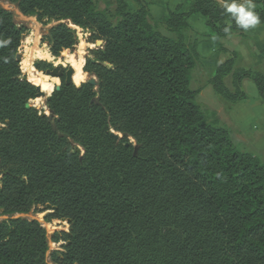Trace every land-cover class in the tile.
Wrapping results in <instances>:
<instances>
[{
	"label": "trees",
	"instance_id": "1",
	"mask_svg": "<svg viewBox=\"0 0 264 264\" xmlns=\"http://www.w3.org/2000/svg\"><path fill=\"white\" fill-rule=\"evenodd\" d=\"M7 1L54 24L42 41L55 58L78 45L71 25L103 46L84 67L98 89L63 77L47 103L55 132L27 108L38 89L17 60L26 29L0 6V264H264V165L191 89L201 56L189 19L201 15L220 40L244 35L253 27L225 5L249 0H185L160 20L143 0ZM250 2L263 25L264 0ZM239 59L208 85L233 107L251 79L264 102V75L237 68ZM40 207L53 211L49 223L70 222L51 237L60 251L50 253L40 222L18 217Z\"/></svg>",
	"mask_w": 264,
	"mask_h": 264
},
{
	"label": "rangeland",
	"instance_id": "2",
	"mask_svg": "<svg viewBox=\"0 0 264 264\" xmlns=\"http://www.w3.org/2000/svg\"><path fill=\"white\" fill-rule=\"evenodd\" d=\"M102 2H103V5H106V6H114L117 4V0H102ZM0 6L10 11L14 16L15 22L19 26H22L26 29V33L24 35L21 47L18 52V54H21L23 56V59L21 62L22 71H23L22 63L24 59L31 56L32 52L38 49L42 50L45 53H49L51 58L50 57L44 58V59L34 58L33 60L34 64L37 60H41L40 62L45 61V62L52 64L53 68H55V66H64L66 69H68L71 66L68 61L69 56L74 55V54L76 56L82 53L85 59V64H86L88 59L92 58L91 51L97 50L103 46V44L101 46L98 44V42H101V41L96 42V44L89 43L91 34H89L88 32L80 28H77L71 25V27L77 30V34L79 38L78 45H76L71 50L64 51L59 58H55L51 55L48 45L43 44V41H42L43 37L47 34V31L54 24L44 26L37 20L36 17L24 16L21 13L17 4L10 3L7 0H0ZM239 36H242V35H239ZM243 39L245 40L238 39L240 41L238 45L232 42L234 40L233 39L231 43L228 45L229 48L232 47V50H226L222 46L219 50V53H217L218 55L212 54L211 51L209 50L210 49L209 46L202 44V46L200 47L201 51H199L200 56L202 53V60L200 64L198 65L197 69L194 71V74L192 76L193 80L191 83V89L198 92L197 103L200 105V107L205 112L207 111L206 113L208 116L212 114H216L217 110L215 107H217L218 105L221 106V108H223L221 115H219L221 116V118L219 119L223 121H221L222 124L218 123L219 126L220 127L224 126L230 132L232 131L234 133L233 136L235 137V140L233 138L232 139L235 145L237 146V148L241 152L245 154L247 153V154L254 155L258 159H260L261 163L264 165V116L262 117L258 115V118H255V114H252V116H249V117L245 116L244 118L243 114L239 113V111L236 110V108L240 104L246 101H250L252 98H258L262 101L255 82L252 81L251 79L244 80L243 91L244 93H246L248 98L247 100H244L233 107L229 102H227L220 96L215 95L211 87L208 85V82L210 81V79L208 81V78L212 74V72L215 75L218 67L224 64L226 61H228L232 57V54L234 52L239 53L240 55V59L238 60L237 66H236L237 68L245 69V70H252L256 73L258 72L264 75V54L262 55V53H260L261 48H264L263 44L254 43L255 40L252 39L251 37L250 38L244 37ZM223 40H221L222 44H223ZM199 41L200 43L202 41L204 42V37H202V35L200 34L198 37V50H199ZM82 50H84V52ZM220 53L224 55L221 57ZM254 54L260 55L257 62L253 61L252 59L253 57L256 58ZM221 59H224V61L220 62ZM34 64H33L34 69L40 72L42 75L46 76L47 72L39 71L37 68H35ZM214 68L216 71L214 70ZM50 71H52V69ZM23 75L24 77L27 76L28 78V75H26L24 71H23ZM48 77L52 78L51 76H48ZM93 77L94 76H92L91 74H88L87 82H89V80ZM60 81L62 83V79L59 80V84H60ZM225 83L228 88L232 89V78L231 77H228L225 80ZM202 91H205V92L208 91L205 93L206 96L203 98L200 96V93H199ZM46 95L49 96L48 94ZM37 100L38 98L30 102L33 108H36L41 113L48 112L46 98H42L41 100L45 103L47 111L37 105L36 103ZM262 103L264 104L263 101ZM212 104H215V106L214 105L212 106ZM229 108H231L230 111H228ZM252 111L254 112L257 110L253 108ZM242 131L244 132L243 135L241 134ZM118 135L120 136V138L126 137L125 135H121V134H118ZM129 140L131 141V143L136 145L135 140H133L132 138H129ZM80 151L84 153L82 149H80ZM0 180H1V174H0ZM41 211H45V212L39 213ZM51 213H53V211L48 210L47 207L45 208L40 207V208L33 210L28 215L18 216V217H24L29 220H36L42 224V226L47 230L48 236L50 239V253L53 251L61 250L60 249L61 244H54L52 242L51 237L53 236V234H55L56 232H69L70 230V224L68 223V221L62 220V221H54L52 223H49L47 217Z\"/></svg>",
	"mask_w": 264,
	"mask_h": 264
},
{
	"label": "crops",
	"instance_id": "3",
	"mask_svg": "<svg viewBox=\"0 0 264 264\" xmlns=\"http://www.w3.org/2000/svg\"><path fill=\"white\" fill-rule=\"evenodd\" d=\"M144 2H146L149 5V10L151 12V15L153 16L154 19L156 20H160L164 17H167L169 15L170 12L174 11L178 6L184 4L185 0H143ZM189 24L190 26L200 35H202V37H204V42L202 41L200 43L199 41V51L200 47L203 45H208L209 46V50L211 51L212 54L218 55L217 53H219L220 48L223 46L224 49L226 50H232V47L229 48V44L231 43V41L234 44H239V40H245L243 39L244 37H248V38H252L254 39V43L256 44H263L264 47V24L263 25H256L255 27H253L251 30H249L248 32H246L244 35L239 36V35H232L228 38H226L225 40H223V44L222 41L219 38L216 37H210V31L208 29V27L206 26V20L200 16H192L189 19ZM239 39V40H238ZM260 53H262V55L264 54V48H261ZM221 57L224 55H222L220 53ZM261 55V56H262ZM254 56H256V58H252L253 61H258L259 59V54H254ZM201 60H202V53H201ZM224 59H221L220 62H223ZM215 70V68H214ZM216 71V70H215ZM214 73L212 72V74L209 76V79L213 78ZM208 92V91H206ZM205 91H202L200 93V96L203 98L205 97ZM255 108V110L257 111H252V109ZM216 113L218 115H221L223 108H221V106H217L216 107ZM237 111H239V113H242L244 118L245 116H252V114H255V118H258V115L260 116H264V104L262 103V101L258 98H252L250 101H246L243 102L242 104H240L237 108ZM260 112V113H259ZM259 113V114H257ZM221 117V116H219ZM241 134L243 135L244 132L242 131Z\"/></svg>",
	"mask_w": 264,
	"mask_h": 264
},
{
	"label": "bare ground",
	"instance_id": "4",
	"mask_svg": "<svg viewBox=\"0 0 264 264\" xmlns=\"http://www.w3.org/2000/svg\"><path fill=\"white\" fill-rule=\"evenodd\" d=\"M81 51V50H80ZM84 52V50H82ZM85 55V54H84ZM51 58L49 53H45L42 50L38 49L36 51L32 52V55L28 58H25L23 61V71L26 75H28V78L30 82H32L34 85L39 86L42 88V91L46 94L50 95L56 88V85L59 84V79L57 78H50L48 76L42 75L40 72L36 71L33 67V60L35 59H44V58ZM69 64L74 69V84L76 86H80L83 83L87 82L88 74L84 72L85 67V59L82 53L75 56L71 55L68 57ZM37 105L43 109H46L45 103L38 99L36 101Z\"/></svg>",
	"mask_w": 264,
	"mask_h": 264
},
{
	"label": "water",
	"instance_id": "5",
	"mask_svg": "<svg viewBox=\"0 0 264 264\" xmlns=\"http://www.w3.org/2000/svg\"><path fill=\"white\" fill-rule=\"evenodd\" d=\"M47 33H48V31H47ZM98 44L101 46L103 43L102 42H98ZM22 59H23V56L21 54H18L17 60L21 63ZM40 61L41 60H37L35 62V64H34L35 68L38 67V64H39ZM74 74H75V71H74V69L71 66L68 69H66L64 66H55V68L52 71H47L46 76H51L52 78H57L59 80H61L63 77H65L66 78V84L67 85H71V84H74ZM25 78L30 82V80L27 78V76H25ZM30 83H32V82H30ZM89 84L91 86L95 87L96 89H98L99 85H98V81H97L96 77L91 78L89 80ZM36 87L38 89L37 98L38 99L46 98V103H48L51 100L53 93L55 91H60L61 90L62 83L60 81V84L56 86L55 90L49 96H47L46 93L42 91V88H40L39 86H36ZM32 107L33 106L30 103L27 105V108H32ZM47 109H48V112H45L42 115L48 117L49 122L52 125L54 131L57 132V127H56V124H55L54 115L49 110V106L48 105H47ZM112 135H113V137L115 139H119L120 138V136L118 134H115L114 132L112 133ZM121 137H123V136H121ZM77 152L80 153L81 152L80 149H78ZM47 209H49V207H47ZM68 223L70 224L69 221H68Z\"/></svg>",
	"mask_w": 264,
	"mask_h": 264
},
{
	"label": "clouds",
	"instance_id": "6",
	"mask_svg": "<svg viewBox=\"0 0 264 264\" xmlns=\"http://www.w3.org/2000/svg\"><path fill=\"white\" fill-rule=\"evenodd\" d=\"M227 12L231 13L239 26L247 30L249 27H255L260 23L259 17L251 9L254 7L250 0L245 5H237L235 2L225 5Z\"/></svg>",
	"mask_w": 264,
	"mask_h": 264
}]
</instances>
